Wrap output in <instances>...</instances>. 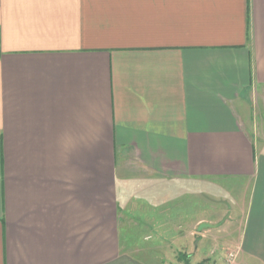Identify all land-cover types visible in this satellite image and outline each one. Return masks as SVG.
<instances>
[{
	"label": "crops",
	"instance_id": "0c3cea01",
	"mask_svg": "<svg viewBox=\"0 0 264 264\" xmlns=\"http://www.w3.org/2000/svg\"><path fill=\"white\" fill-rule=\"evenodd\" d=\"M262 88L264 0H0V264H264Z\"/></svg>",
	"mask_w": 264,
	"mask_h": 264
},
{
	"label": "rangeland",
	"instance_id": "374dc122",
	"mask_svg": "<svg viewBox=\"0 0 264 264\" xmlns=\"http://www.w3.org/2000/svg\"><path fill=\"white\" fill-rule=\"evenodd\" d=\"M248 108L251 114V117H250L251 121L253 117L255 119L256 117L260 119L261 113L262 111H264V88L259 89V90H252L251 95L249 97ZM226 186H228L226 183H224L223 181L220 182V187L224 188ZM241 191H242L241 185H237L236 190L234 191V195L238 193L239 195L236 194L235 196L236 197L241 196L240 195ZM230 192L231 191H229V193ZM217 194H218L217 199L205 194L203 191L201 192L200 196L197 197V194L195 196V201L193 202V204L195 203V209H197L196 205L199 202L201 213L205 217V221L202 222V230L207 228V227L204 228L203 226H208L210 224L224 223L230 216L231 209L230 207H228L227 201H225L224 199L223 200L221 199L224 193L222 194V190H220ZM224 197L228 198V200L230 201L227 195H225ZM180 199H176V201L173 203H178V205L179 203L181 204ZM182 199L184 201V203L182 202V204L185 205V207L188 209V206L189 204L191 205L192 201H189L187 197L182 198ZM221 252H223L222 253L223 258H221V260L218 261L217 263L212 262L211 264H244V263L237 261L236 251L232 249H224V250H221ZM230 253L235 255L233 262H231V260L228 258L229 257L228 255ZM201 264H209V263H207L206 259H202Z\"/></svg>",
	"mask_w": 264,
	"mask_h": 264
},
{
	"label": "trees",
	"instance_id": "16d2710c",
	"mask_svg": "<svg viewBox=\"0 0 264 264\" xmlns=\"http://www.w3.org/2000/svg\"><path fill=\"white\" fill-rule=\"evenodd\" d=\"M178 255H179V259L182 260L183 264H189L188 259L183 254H178ZM196 264H201V262L200 263H196Z\"/></svg>",
	"mask_w": 264,
	"mask_h": 264
},
{
	"label": "built area",
	"instance_id": "2783aa9c",
	"mask_svg": "<svg viewBox=\"0 0 264 264\" xmlns=\"http://www.w3.org/2000/svg\"><path fill=\"white\" fill-rule=\"evenodd\" d=\"M228 256H229L228 258L231 260V262H233L235 255L230 253Z\"/></svg>",
	"mask_w": 264,
	"mask_h": 264
}]
</instances>
